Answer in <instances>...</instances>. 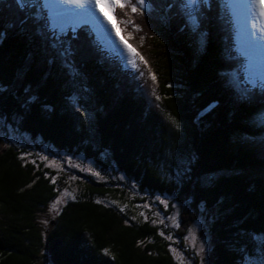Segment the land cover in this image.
I'll use <instances>...</instances> for the list:
<instances>
[{
  "label": "trees",
  "instance_id": "16d2710c",
  "mask_svg": "<svg viewBox=\"0 0 264 264\" xmlns=\"http://www.w3.org/2000/svg\"><path fill=\"white\" fill-rule=\"evenodd\" d=\"M145 1L149 14L115 7L123 36L117 34L155 76L162 108L181 127L180 148L190 164L178 181L160 173L171 135L157 112L87 24L54 34L41 0H0V116L8 123L16 118L33 139L101 166L107 152L141 192L186 203L184 224L190 211L217 209L213 264H238L240 234L264 241V146L253 143L264 136V86L242 82L237 89L229 83L245 60L236 50L225 0L203 4L198 53L185 0ZM58 41L98 107L94 138L67 107L73 88L53 51ZM20 151L0 141V264H39L42 249L54 264H173L157 228L133 223L96 200L116 195L112 186L88 187V197L66 203L43 232L37 214L56 189L42 171L21 161Z\"/></svg>",
  "mask_w": 264,
  "mask_h": 264
},
{
  "label": "rangeland",
  "instance_id": "374dc122",
  "mask_svg": "<svg viewBox=\"0 0 264 264\" xmlns=\"http://www.w3.org/2000/svg\"><path fill=\"white\" fill-rule=\"evenodd\" d=\"M185 1L186 20L198 53L204 41L201 20L204 18L203 4L206 0H196L195 4H192L191 0ZM41 2L42 7L47 11L49 29L58 36L65 35L67 31L75 32L78 27L87 24L99 44L121 67L125 80L137 89L138 95L144 99L148 107L157 112L171 135L161 159L160 173L168 180L178 181L187 173L190 164L187 154L180 148L181 127L162 108L152 72L123 41V34L114 17L116 11H109L102 6L104 2L110 0H101L100 4L97 0H78V3L63 5L59 0H41ZM225 2L234 24L236 50L245 60L241 73L235 72L229 75V83L237 89L242 82L252 87L264 86V16L260 13L253 15V19L247 16L246 7L250 6L249 0H225ZM117 3L129 7L128 15L131 14L132 7L137 8V13L149 14L151 11L145 0L143 4L140 0L134 2L117 0ZM128 37H132L131 34ZM54 47L53 51L61 67L65 69L73 88L67 107L78 123L94 138L95 110L98 107L72 65L69 49L63 47L61 41H58ZM2 140L9 141L21 149L19 152L21 161L33 164L55 186V196L37 214L36 221L43 232L51 228L52 222L66 203L80 197H88V187L102 184L116 187L119 192L116 195L107 194L97 197L96 200L116 209L133 223L138 225L147 223L157 228L173 264H213L214 236L211 225L217 209L208 210L199 207L194 214L190 211L184 224L182 216L187 209L186 203L177 201L174 195L159 193L150 195L141 192L133 180L126 178L115 168L107 152L101 153L105 164L101 166L82 154L58 151L40 139H33L21 132L16 118L8 123L0 116V141ZM253 143L264 146V136ZM238 238L239 244L236 250L241 255L238 264H264L263 239L245 234H240ZM139 246L144 245L140 242ZM39 264H54L46 249H42L40 253Z\"/></svg>",
  "mask_w": 264,
  "mask_h": 264
},
{
  "label": "snow or ice",
  "instance_id": "6c2138e0",
  "mask_svg": "<svg viewBox=\"0 0 264 264\" xmlns=\"http://www.w3.org/2000/svg\"><path fill=\"white\" fill-rule=\"evenodd\" d=\"M60 4H67V3H78V0H59ZM97 3L100 4L101 0H97ZM140 3L143 4V0H140ZM192 4L196 3V0H191ZM45 6L48 5L45 3ZM103 7L108 8L109 11H114L116 6H119L120 8H123L125 5L123 3H117V0H110V2H104L102 4ZM257 7L260 8V14L264 16V7L261 6V0H257ZM133 12L137 11L136 7H132L131 9ZM130 47V46H129ZM133 52H135L134 49H132ZM142 59V58H141ZM153 80H155V76L152 77Z\"/></svg>",
  "mask_w": 264,
  "mask_h": 264
},
{
  "label": "bare ground",
  "instance_id": "6f19581e",
  "mask_svg": "<svg viewBox=\"0 0 264 264\" xmlns=\"http://www.w3.org/2000/svg\"><path fill=\"white\" fill-rule=\"evenodd\" d=\"M249 3H250V6L246 7L247 16H251V18L253 19V15L255 16V14L260 13V8L257 7L256 0H252V1L249 0ZM261 6L264 7V0H261Z\"/></svg>",
  "mask_w": 264,
  "mask_h": 264
}]
</instances>
